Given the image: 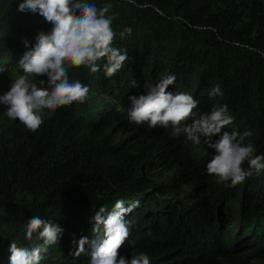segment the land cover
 I'll use <instances>...</instances> for the list:
<instances>
[{
    "label": "trees",
    "instance_id": "16d2710c",
    "mask_svg": "<svg viewBox=\"0 0 264 264\" xmlns=\"http://www.w3.org/2000/svg\"><path fill=\"white\" fill-rule=\"evenodd\" d=\"M21 2L0 0V96L23 74L18 63L37 35L52 28L38 13L18 11ZM89 2L113 5L114 46L126 49L129 59L111 79L103 73L106 60L96 73L71 69V79L89 86L88 98L54 114L45 110L35 133L10 120L0 104L9 135L0 136V264H11L14 240L18 247L43 243L24 240L25 224L34 216L64 229L41 264H90L91 243L76 257L78 242L96 239L91 217L121 199L125 207L139 202L126 217L132 226L122 256L146 253L151 264L263 259L264 170H252L235 187L219 183L207 174L215 153L203 137L195 144L173 135L171 127L130 122L128 113L129 97L146 95L147 81L156 84L161 74H174L168 91L190 92L199 112L227 105L234 122L225 130L251 132L245 143L264 155V0ZM124 27L132 34L121 39ZM216 86L223 96L208 95ZM109 127L132 137L114 143ZM235 208L236 223L230 219Z\"/></svg>",
    "mask_w": 264,
    "mask_h": 264
},
{
    "label": "clouds",
    "instance_id": "9594fccd",
    "mask_svg": "<svg viewBox=\"0 0 264 264\" xmlns=\"http://www.w3.org/2000/svg\"><path fill=\"white\" fill-rule=\"evenodd\" d=\"M112 9L111 3L97 6L89 0H23L19 4L18 11L38 13L52 28L37 35L35 45L18 63L23 74L17 75L10 90L0 96V104L6 106L4 114L10 120H18L35 133L44 122L45 110L54 114L61 107L84 103L88 98L89 86L71 79V69L86 67L96 73L106 60L102 67L109 79L123 69L129 56L126 49L122 52L114 46L117 32L112 27L116 19V14H110ZM131 34L132 29L124 27L119 37L124 39ZM24 43L28 47L29 42L24 40ZM4 71L5 67L0 66V73ZM37 77H47V80L37 82ZM175 82L176 76L169 73L161 74L156 84L147 81L146 95L129 97L130 122L147 123L150 128L171 127L173 135L184 134L195 144L203 137L215 153L207 163V174L216 177L219 183L235 187L251 176L252 170L257 174L264 170V155H257L251 142L245 143L252 133L225 130L234 122L227 105L213 106L210 113L199 112V101L190 92L168 91ZM132 83L133 87H139L136 81ZM208 95L223 96V92L216 86ZM138 206L137 201L125 207L122 199L111 210L101 206L91 217L96 239L90 242L87 237L81 238L74 255L79 257L85 253V245L91 243L90 264H151L146 253L133 255L131 259L120 255L132 226L126 217ZM63 232L53 220L34 216L25 224L24 240L43 243L31 248L18 247L14 240L9 249L11 264H41L49 247L59 244Z\"/></svg>",
    "mask_w": 264,
    "mask_h": 264
},
{
    "label": "rangeland",
    "instance_id": "374dc122",
    "mask_svg": "<svg viewBox=\"0 0 264 264\" xmlns=\"http://www.w3.org/2000/svg\"><path fill=\"white\" fill-rule=\"evenodd\" d=\"M36 79L38 82L41 79L47 80V77H44V78L43 77H37ZM7 125H8L7 121H5L4 118H0V136L3 135L4 138L9 137L8 133L6 132ZM106 132L111 134V137H112L114 143H119L125 139H129L132 137L131 133H125L119 129L111 128V127L107 128ZM237 210L238 209L235 208L234 213H232V215L230 216V219L233 220L234 223H236V221L238 220ZM262 226H264V223ZM132 256H133V254L129 253L126 258L131 259ZM255 264H264V258L255 261Z\"/></svg>",
    "mask_w": 264,
    "mask_h": 264
}]
</instances>
